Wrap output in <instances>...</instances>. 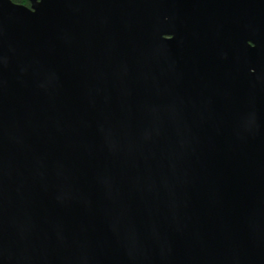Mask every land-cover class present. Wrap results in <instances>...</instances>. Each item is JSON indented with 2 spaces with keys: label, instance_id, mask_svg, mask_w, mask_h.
Here are the masks:
<instances>
[{
  "label": "water",
  "instance_id": "1",
  "mask_svg": "<svg viewBox=\"0 0 264 264\" xmlns=\"http://www.w3.org/2000/svg\"><path fill=\"white\" fill-rule=\"evenodd\" d=\"M0 0V264H264V0Z\"/></svg>",
  "mask_w": 264,
  "mask_h": 264
},
{
  "label": "trees",
  "instance_id": "2",
  "mask_svg": "<svg viewBox=\"0 0 264 264\" xmlns=\"http://www.w3.org/2000/svg\"><path fill=\"white\" fill-rule=\"evenodd\" d=\"M11 1L17 4H23V5L29 4L28 0H11Z\"/></svg>",
  "mask_w": 264,
  "mask_h": 264
}]
</instances>
